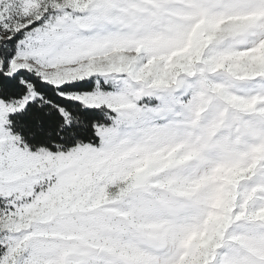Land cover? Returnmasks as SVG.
<instances>
[{"label":"snow or ice","instance_id":"1","mask_svg":"<svg viewBox=\"0 0 264 264\" xmlns=\"http://www.w3.org/2000/svg\"><path fill=\"white\" fill-rule=\"evenodd\" d=\"M0 264H264V0H0Z\"/></svg>","mask_w":264,"mask_h":264}]
</instances>
